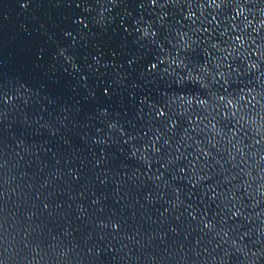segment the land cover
<instances>
[{"label":"water","instance_id":"obj_1","mask_svg":"<svg viewBox=\"0 0 264 264\" xmlns=\"http://www.w3.org/2000/svg\"><path fill=\"white\" fill-rule=\"evenodd\" d=\"M0 264H264V0H0Z\"/></svg>","mask_w":264,"mask_h":264},{"label":"snow or ice","instance_id":"obj_2","mask_svg":"<svg viewBox=\"0 0 264 264\" xmlns=\"http://www.w3.org/2000/svg\"><path fill=\"white\" fill-rule=\"evenodd\" d=\"M221 99H223V97H221ZM233 114H235V113H233ZM207 226V225H206Z\"/></svg>","mask_w":264,"mask_h":264}]
</instances>
